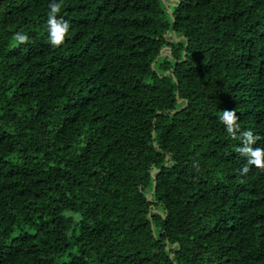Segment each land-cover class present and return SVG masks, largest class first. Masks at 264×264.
Masks as SVG:
<instances>
[{"label":"trees","instance_id":"trees-1","mask_svg":"<svg viewBox=\"0 0 264 264\" xmlns=\"http://www.w3.org/2000/svg\"><path fill=\"white\" fill-rule=\"evenodd\" d=\"M0 264H264V0H0Z\"/></svg>","mask_w":264,"mask_h":264}]
</instances>
